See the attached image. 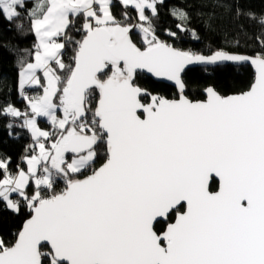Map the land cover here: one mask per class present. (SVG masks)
Returning a JSON list of instances; mask_svg holds the SVG:
<instances>
[{"label":"snow or ice","instance_id":"1","mask_svg":"<svg viewBox=\"0 0 264 264\" xmlns=\"http://www.w3.org/2000/svg\"><path fill=\"white\" fill-rule=\"evenodd\" d=\"M117 3L120 18L114 0H0L35 38L18 61L25 108L0 106L8 136L29 138L14 164L0 154V212L26 217L0 235V264H264V14L234 10L259 25L250 54L205 55L158 34L165 0ZM170 15L199 39L190 12ZM229 64L254 69L246 89L189 98V65Z\"/></svg>","mask_w":264,"mask_h":264},{"label":"trees","instance_id":"2","mask_svg":"<svg viewBox=\"0 0 264 264\" xmlns=\"http://www.w3.org/2000/svg\"><path fill=\"white\" fill-rule=\"evenodd\" d=\"M237 3L241 9L251 10L257 15L264 14V0H165L164 5L160 7L158 34L174 47L185 51L208 55L210 51L217 48L228 47L231 51L250 54L248 45L253 41L249 40L248 36L258 33L260 28L246 16L242 15L236 19L234 10ZM229 4L232 11H228L224 6H218ZM173 7L191 13L188 27L196 32L199 39H194L191 32H180L176 28L179 21L170 15V9ZM121 10L117 0H114L113 13L117 18H120ZM209 12L215 14V27L210 28L205 23L206 14ZM17 24L21 25L24 30L18 31ZM27 28L26 18L11 24L0 19V106L12 103L21 110L25 108V102L19 95L17 72L19 59L27 57L25 50L31 49L35 43L34 36L27 31ZM164 29L177 32V36L168 37ZM237 38L240 41L239 48L235 47L234 43L226 44V40L234 41ZM253 77L254 74L249 66L233 65L207 72L200 67L187 68L184 73V79L188 85L187 94L192 99H204L203 88L209 85L215 86L222 94L238 93L248 87ZM137 82L149 91L168 98H172L175 92L174 87L154 81L146 75L140 76ZM28 91L32 93V90ZM6 123V119L0 118V154L11 156L14 164L23 152L24 146L29 142V138L26 132H23L18 139L10 138L4 127ZM40 126L47 127L43 121ZM14 131L21 130L15 129ZM25 218L23 215L13 217L9 213L0 212V235L11 239V234Z\"/></svg>","mask_w":264,"mask_h":264},{"label":"water","instance_id":"3","mask_svg":"<svg viewBox=\"0 0 264 264\" xmlns=\"http://www.w3.org/2000/svg\"><path fill=\"white\" fill-rule=\"evenodd\" d=\"M229 65H231V64H229ZM233 66H235V65H233ZM247 66H249V67L251 68L250 65H247ZM196 67L204 68V67L201 66V65H189L187 68H196ZM187 68H186V69H187ZM251 70H252V72H253V74H254V69L251 68ZM146 76L150 77V78L153 79L154 81L162 82V83H164V84H167V85H169V86H172V85H171V82H168V81H165V80H158V79H156V78L151 77L150 75H146ZM172 87H173V86H172ZM203 95H204V94H203ZM204 98H205V97H204Z\"/></svg>","mask_w":264,"mask_h":264},{"label":"rangeland","instance_id":"4","mask_svg":"<svg viewBox=\"0 0 264 264\" xmlns=\"http://www.w3.org/2000/svg\"><path fill=\"white\" fill-rule=\"evenodd\" d=\"M43 128V127H42Z\"/></svg>","mask_w":264,"mask_h":264}]
</instances>
